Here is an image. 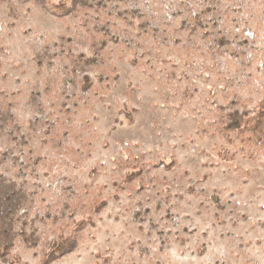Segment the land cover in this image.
<instances>
[{
    "label": "rangeland",
    "instance_id": "374dc122",
    "mask_svg": "<svg viewBox=\"0 0 264 264\" xmlns=\"http://www.w3.org/2000/svg\"><path fill=\"white\" fill-rule=\"evenodd\" d=\"M128 1L160 31L138 33L115 16L110 28L127 30L153 54L111 42L107 64L89 73L92 92L72 98L55 82L63 64L40 67L35 56L62 38L75 54H91L84 37L100 34L95 19L0 0V91L26 120L30 88L52 83L47 106L58 134L45 127L29 143L32 153L24 147L33 158L25 170L18 150L1 168L34 194L28 231L51 235L59 215H93L79 248L51 264H264V150L210 135L216 102L253 111L264 98V0L220 1L218 28L231 44L223 54L201 36L191 47L187 32H173L208 0ZM101 201L102 211L91 213ZM40 249L19 239L14 253L42 264Z\"/></svg>",
    "mask_w": 264,
    "mask_h": 264
},
{
    "label": "trees",
    "instance_id": "16d2710c",
    "mask_svg": "<svg viewBox=\"0 0 264 264\" xmlns=\"http://www.w3.org/2000/svg\"><path fill=\"white\" fill-rule=\"evenodd\" d=\"M220 1L208 0L209 4L206 5L205 10H201L195 16L190 12V16L178 24V28L175 27L173 32L176 35L182 34L183 31L187 32L188 39L185 44L191 47L198 46L197 37L201 36V40L215 51L221 54L223 50L228 51L231 44L227 40L225 30L218 28L219 14H221L218 7ZM35 3L48 16H78L86 19L92 16L95 19L94 25L100 34L90 32L86 38L84 37V41H87L91 48V54H75L70 47L65 48L62 38L59 43H54L53 50L47 46L35 56V61L40 67L44 66L46 60L50 66L56 65L57 62L63 64L64 77L55 82L56 85H63L64 89L71 88L68 92L72 98L77 95L84 97L92 92L95 85L89 73L107 64L104 55L108 52L107 48L111 42L118 45L125 44L136 53L142 50V56L153 54L151 46L139 43L127 30L121 34L113 32L110 28L115 22H112L109 16H115L136 27L138 33L143 30L147 32L149 29L154 32L160 31L151 23L147 14L130 7L128 0H59L57 3L50 0H35ZM104 12H107L106 15ZM136 21H138L137 25H135ZM163 38L165 40L174 38V42L181 43V39L173 34L171 36L166 34ZM133 63L136 61L133 60ZM105 73H111V70L97 73L100 81L109 76ZM51 86V79L47 78L43 85L36 83L30 88L25 101L29 111V118L26 120L17 113L18 103L10 98V93L0 91V261L5 263L26 264L19 254L14 253L17 241L22 239L27 246L41 247V263L51 264L75 252L83 239V232L89 226L95 225L93 215H80L78 218L71 216L68 219L59 215L56 217L51 235L41 236L37 229L29 232L27 225L35 204L34 194L25 184L18 183L1 171L7 160L13 157L15 150L19 151L14 159L21 165V171L30 166V160L33 158L30 154L24 155V147L28 146L32 153L29 143L42 132L43 128L46 127L45 131L53 132L52 135L58 134L56 124L52 123L48 113L47 104ZM231 103L233 105H221L216 102L218 117L216 127L210 135H217L231 143L238 141L243 148L250 150L254 148L264 150V98L253 111L247 110L244 106H237L235 101ZM5 142H13L14 145L11 148H2ZM22 158H25L24 165ZM105 206L106 202L101 201L91 213H99Z\"/></svg>",
    "mask_w": 264,
    "mask_h": 264
}]
</instances>
